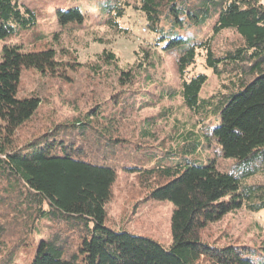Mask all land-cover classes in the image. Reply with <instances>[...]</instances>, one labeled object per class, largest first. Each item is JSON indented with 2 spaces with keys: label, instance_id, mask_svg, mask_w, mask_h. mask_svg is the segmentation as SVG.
Segmentation results:
<instances>
[{
  "label": "trees",
  "instance_id": "16d2710c",
  "mask_svg": "<svg viewBox=\"0 0 264 264\" xmlns=\"http://www.w3.org/2000/svg\"><path fill=\"white\" fill-rule=\"evenodd\" d=\"M85 1L116 34L126 35L119 22L129 7L138 13L150 45L173 56L179 86L154 97L133 90L136 83H150L156 54L140 49L132 68L122 69L104 48L88 69L102 74V66L115 67L120 90L77 120L51 121L16 144L42 105L38 95H20L23 72L68 81V73L84 66L55 47L57 35L53 45L45 42L35 10L0 0V39L15 36L0 57V264H13L27 248L33 249L28 264H264V250L201 239L204 229L229 213L264 209V0ZM54 17L64 34L81 27L85 14L71 6L56 8ZM224 32L236 38L217 49ZM200 52L219 82L208 97H201L207 76L189 75ZM176 98L189 115L183 122L166 109L137 125L138 140L118 134L119 119ZM159 117L171 122L161 140ZM156 150L151 165L142 167ZM204 152L213 157L203 161ZM120 172L147 186L144 201L171 204L168 246L105 225ZM41 225L46 230L36 240Z\"/></svg>",
  "mask_w": 264,
  "mask_h": 264
},
{
  "label": "rangeland",
  "instance_id": "374dc122",
  "mask_svg": "<svg viewBox=\"0 0 264 264\" xmlns=\"http://www.w3.org/2000/svg\"><path fill=\"white\" fill-rule=\"evenodd\" d=\"M26 7L35 10L40 16L38 18L37 32L42 34L46 43H53V36L57 35L56 48H65L69 54L76 58L75 62L84 68L68 73L69 80H60L55 77H40L33 71H25L20 82V95H38L42 99V105L36 112L31 122L23 126L19 131L18 141L20 144L33 135L39 134L46 125L55 121V124H65L77 120L85 115L95 104H106L118 88V74L115 67L102 66V74H96L88 67L95 65L97 56L106 48L118 60V67L131 69L136 60V52L140 49H149L156 54L154 68L147 73L151 76L150 83H136L133 90L159 94L163 89L177 90L179 78L176 73L174 58L171 54L157 47L154 49L151 38L145 30L140 15L131 7L126 10V15L120 20L122 29L126 35L116 34L110 31L98 16L97 10L85 0H18ZM124 1V0H123ZM130 6L134 0H126ZM79 6L85 14L83 24L79 28H73L61 32L54 17L56 8H67ZM203 33V34H202ZM202 37L208 34V28L202 29ZM193 34H195L193 32ZM200 36V37H201ZM235 35L224 32L217 39L214 47L224 48L235 40ZM15 36L0 39V57L4 45L12 43ZM101 40V41H99ZM103 43V44H102ZM53 45V44H52ZM203 52L196 57L193 68L189 69V75L204 73L207 82L201 91V97H208L219 90V82L213 74L206 70L203 63ZM99 66V65H97ZM95 70V68H93ZM129 89H125L124 92ZM168 91V90H167ZM169 92V91H168ZM157 99V97H155ZM166 109H170V118H176L183 122L188 118V112L178 100H162L150 105L136 114L126 116L118 120V134L128 139L138 140V133L134 129L146 118H155ZM120 118V117H118ZM160 118V117H159ZM171 118V119H172ZM156 135L161 140L165 138L171 122H162V117L157 121ZM136 142V141H135ZM168 144L163 146L166 149ZM158 150L153 152L149 161L142 167H148L155 160ZM212 158L213 154L204 152L201 159ZM120 159V158H119ZM124 160L122 159L121 162ZM127 162L125 160L123 165ZM220 166H225L219 161ZM261 182V178H255ZM147 186L139 182L137 175L118 173L110 202L107 204V227L120 231L124 230L132 235L153 239L168 246L170 243V216L172 206L168 202L144 201ZM45 223V222H43ZM36 240L45 233L43 225L40 226ZM42 237V236H41ZM201 239L209 244L223 247L226 245L247 246L263 253L264 250V209L258 212H249L241 209L224 216L219 222L209 225L201 232ZM38 242V241H37ZM33 249L27 248L18 251L13 264H28ZM0 260L1 257H0Z\"/></svg>",
  "mask_w": 264,
  "mask_h": 264
}]
</instances>
